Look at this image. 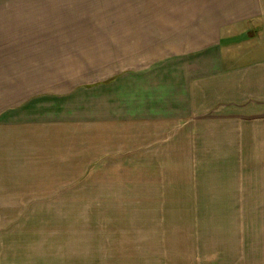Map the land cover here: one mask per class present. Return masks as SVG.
Segmentation results:
<instances>
[{"label": "crops", "instance_id": "obj_1", "mask_svg": "<svg viewBox=\"0 0 264 264\" xmlns=\"http://www.w3.org/2000/svg\"><path fill=\"white\" fill-rule=\"evenodd\" d=\"M94 169L101 206L147 223L141 251L86 264H264V0H0V214L70 197Z\"/></svg>", "mask_w": 264, "mask_h": 264}, {"label": "rangeland", "instance_id": "obj_2", "mask_svg": "<svg viewBox=\"0 0 264 264\" xmlns=\"http://www.w3.org/2000/svg\"><path fill=\"white\" fill-rule=\"evenodd\" d=\"M84 8L90 17H96L97 15L112 14L114 7L93 5L82 7V9ZM111 23V21H106L101 25L107 29L106 26ZM13 25H15L14 22L11 23V26ZM95 42L97 41L79 37L78 32L74 33V50L76 47L78 49L80 46L87 45L89 53L86 56L91 61L96 60V51L92 50L97 47ZM138 169L140 172L144 171L142 166ZM96 176L94 169V174L88 175L87 180L73 183L74 187L70 197L64 198L63 196L57 201L45 198L42 206L26 207L27 211L19 215L0 214V257H71L72 264H86L89 257H106L107 255L111 257L113 253L118 251L120 252L114 257H127L128 255L125 256L124 251L128 248L141 251L138 249H143V246L133 243L135 239L139 238L138 233L143 236L146 234L144 228L145 223H147L146 218H144L145 214L135 215L132 211L116 213L108 211L107 207H103L104 204L101 206L97 190L99 183L96 182ZM44 184L48 187L28 186L25 193L30 195L41 192V194L48 195L51 192L50 189H55L59 183L47 182ZM140 184L143 185L144 183ZM127 185L128 183H125L124 186ZM141 188L140 186L139 196L144 197L146 192L141 191ZM47 191L50 192L47 193ZM146 196L149 199L150 196L148 194ZM146 198L142 200L139 197L141 199L139 201L148 200ZM173 199L178 200V204L177 206L171 205L179 208L182 199L174 197ZM157 200V204L161 205L162 203L164 207L169 198L163 197L157 198ZM142 204L150 205L146 202H142ZM157 204L152 202L151 205L156 206ZM175 210L173 211L176 212ZM176 213L178 215L171 213L173 219L166 218L169 222L174 221L175 226L184 225L185 220L190 221L186 219L185 214ZM164 217L165 214H162L157 219L161 221ZM152 220L154 221V219ZM129 238L132 239L130 245L120 244L119 240L124 242ZM103 241H107V245H101ZM124 248L127 249L123 250ZM82 257L85 262L81 261ZM142 257H147V253L142 254ZM172 257H178L177 252Z\"/></svg>", "mask_w": 264, "mask_h": 264}]
</instances>
